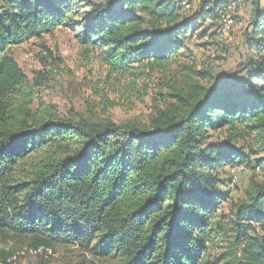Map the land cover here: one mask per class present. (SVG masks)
I'll return each mask as SVG.
<instances>
[{
  "label": "trees",
  "instance_id": "obj_1",
  "mask_svg": "<svg viewBox=\"0 0 264 264\" xmlns=\"http://www.w3.org/2000/svg\"><path fill=\"white\" fill-rule=\"evenodd\" d=\"M74 1L0 0V239L27 242L29 250L76 244L111 264H203L221 227L226 249L208 264H264V235H248L253 224L264 232L261 0H251L245 63L217 84L173 89L168 96L176 103L152 116L147 129L31 116L17 105L25 75L9 48L63 26ZM232 1L204 0L192 16L216 20ZM116 4L85 3L83 44L102 53L110 72L165 74L193 28L183 12L189 0ZM217 132L225 144L209 141ZM243 139L263 155L233 146ZM224 166L263 178L252 179L226 223L218 217L225 195L217 191ZM225 224L231 236L223 241Z\"/></svg>",
  "mask_w": 264,
  "mask_h": 264
},
{
  "label": "rangeland",
  "instance_id": "obj_2",
  "mask_svg": "<svg viewBox=\"0 0 264 264\" xmlns=\"http://www.w3.org/2000/svg\"><path fill=\"white\" fill-rule=\"evenodd\" d=\"M116 1L76 0L70 4L72 11L63 26L9 48V56L25 75L17 100V105L25 113L41 116L49 112L60 120L81 118L95 123L109 122L147 129L152 116L176 103L168 96L173 89L180 90L195 83L217 84L247 59L243 41L250 23L251 0L232 1L220 10L219 18L213 21L198 20L192 16L198 14L204 0H189L190 4H185L183 12L193 28L186 34L184 49L172 57L171 67L165 74L152 75L147 69L139 67L130 72H110L102 53L84 45L80 32L89 18L85 3H109L118 8ZM261 5H264V0H261ZM212 58L219 62L218 67L211 66ZM190 68L207 75L206 81L196 79L191 72L188 74ZM209 141L225 144L226 138L220 132L211 133ZM233 144L235 147H246L247 153L254 151V157L263 155L257 143L250 139ZM40 158L41 155H35L32 160L37 162ZM236 168L240 167L224 166L218 173L217 191L225 195V201L218 207V217L225 223L232 219L235 207L246 200V191L252 179L263 181L261 175L248 168L241 167L242 170L235 172ZM233 176L234 183L231 182ZM224 227L227 238L223 241L230 240V225L225 224ZM220 229L218 227V238L210 244L209 259L217 258L226 249V243L220 242ZM248 235H264V232L253 224L249 226ZM29 249L27 242L0 239L1 257L7 264H111L109 260H100L76 244L58 245L48 250L50 253H34ZM22 251H25L24 255L19 254ZM209 259L203 264H208Z\"/></svg>",
  "mask_w": 264,
  "mask_h": 264
},
{
  "label": "built area",
  "instance_id": "obj_3",
  "mask_svg": "<svg viewBox=\"0 0 264 264\" xmlns=\"http://www.w3.org/2000/svg\"><path fill=\"white\" fill-rule=\"evenodd\" d=\"M240 2H242V0H239ZM211 66H214V67H218L219 66V62L218 61H216V60H213V58L211 59ZM236 170H242V168L240 167V168H236L235 169V172H236ZM235 176H233V177H231V182L232 183H234L235 182ZM28 251H30V250H28ZM27 251V252H28ZM41 251H44V252H48V253H50V251H48V250H44V249H37V250H34V253H36V252H41ZM20 255H24L25 254V251H22V252H20L19 253Z\"/></svg>",
  "mask_w": 264,
  "mask_h": 264
}]
</instances>
